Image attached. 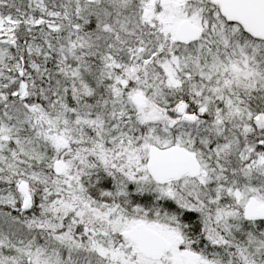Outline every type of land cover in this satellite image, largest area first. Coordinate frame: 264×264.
<instances>
[{
    "label": "snow or ice",
    "instance_id": "snow-or-ice-1",
    "mask_svg": "<svg viewBox=\"0 0 264 264\" xmlns=\"http://www.w3.org/2000/svg\"><path fill=\"white\" fill-rule=\"evenodd\" d=\"M0 264H264V0H0Z\"/></svg>",
    "mask_w": 264,
    "mask_h": 264
}]
</instances>
